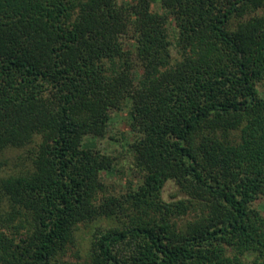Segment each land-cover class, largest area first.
Here are the masks:
<instances>
[{
    "label": "trees",
    "instance_id": "1",
    "mask_svg": "<svg viewBox=\"0 0 264 264\" xmlns=\"http://www.w3.org/2000/svg\"><path fill=\"white\" fill-rule=\"evenodd\" d=\"M260 84L264 0H0V264H264ZM124 109L142 180L113 194Z\"/></svg>",
    "mask_w": 264,
    "mask_h": 264
},
{
    "label": "rangeland",
    "instance_id": "2",
    "mask_svg": "<svg viewBox=\"0 0 264 264\" xmlns=\"http://www.w3.org/2000/svg\"><path fill=\"white\" fill-rule=\"evenodd\" d=\"M157 7V5L155 6ZM160 7H158L159 9ZM174 52V50H172ZM259 92L264 97V84L259 85ZM127 110L117 111L113 114L107 126V133L104 138L94 139V144L103 148L107 153L115 156V168L111 171H104L102 174L103 181L106 182L109 192L113 194H121L126 191L128 184L131 183L134 187L141 183V174L135 169L132 164L133 158L130 152V143L133 133L127 124ZM20 151L12 150L7 152L9 163L7 170L18 169ZM14 164H18L14 165ZM163 197L167 201L184 198L186 195L179 191V188L174 181H169L163 189ZM257 206L264 212V198L257 200ZM196 212H189L182 219L186 222L195 216ZM92 230L81 226L78 232L79 240L77 247H71L64 258L66 260L76 262L82 261L89 245ZM78 249V251H77ZM80 250V251H79ZM82 254V255H81Z\"/></svg>",
    "mask_w": 264,
    "mask_h": 264
}]
</instances>
